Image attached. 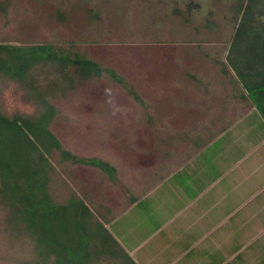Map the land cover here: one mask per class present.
Returning a JSON list of instances; mask_svg holds the SVG:
<instances>
[{
  "label": "rangeland",
  "instance_id": "1",
  "mask_svg": "<svg viewBox=\"0 0 264 264\" xmlns=\"http://www.w3.org/2000/svg\"><path fill=\"white\" fill-rule=\"evenodd\" d=\"M245 10L257 27L241 35L233 51L232 36ZM260 22L264 23V0H0V43L68 45L114 68L127 83L120 85L90 68L57 71L49 64L40 65L32 75L40 86L37 90L0 75V109L9 115L29 116L47 110L43 119L67 153L113 165L121 186L126 182L133 195L139 194L144 185L138 180L151 177L152 155L196 147L197 125L188 121L187 113L200 105L209 106L219 86L224 106L235 93L247 95L236 72L242 67L243 57L238 55L242 48L244 80L252 85L257 72L258 81L263 79L259 75L264 73V58L256 51L262 47L260 33H264ZM253 23L247 19L245 26ZM185 72L203 78L202 85L185 86ZM232 85H237L236 91ZM247 101L237 99L234 109L240 104L242 111ZM207 115L216 113L212 109ZM217 126L208 123L203 134L214 132ZM52 162L67 181L65 186L59 180L50 184L55 199L63 203L73 192L83 197L97 219L94 222L118 243L107 242L97 264H133L128 254L138 257L135 245L142 239H135L140 234L136 226L140 229L146 222L153 224V230L141 247L143 252L151 253L163 237L168 240L172 225L159 228L161 223L155 219L159 213L152 211L151 203L150 212L146 200L122 216L125 193L99 166L73 163L62 155L52 156ZM177 181V177L170 179L172 184ZM166 186L164 181L161 187ZM145 194L151 197L153 193ZM174 196L175 200L167 198L166 213L182 204L179 194ZM10 213L0 199V264L30 263L37 247L28 233L18 230L21 224L15 233ZM60 215L61 222L74 224L75 218L66 214L64 206ZM131 216L144 217L139 221ZM94 231L101 241V229L92 227L90 234ZM122 242L127 247L124 253ZM197 252L187 255L195 258ZM168 253V249L163 252Z\"/></svg>",
  "mask_w": 264,
  "mask_h": 264
},
{
  "label": "crops",
  "instance_id": "2",
  "mask_svg": "<svg viewBox=\"0 0 264 264\" xmlns=\"http://www.w3.org/2000/svg\"><path fill=\"white\" fill-rule=\"evenodd\" d=\"M221 91L219 86L209 106L187 113L188 121L199 125L196 147L152 155L151 177L138 180L144 187L152 185L139 189L134 201L122 196V216L146 200L150 212L152 204V211L159 213V228L172 225L168 240L156 241L151 253L141 247L151 239L153 224L136 226L140 234L135 239L142 237L134 250L139 255L133 259L128 254L135 264H264V117L254 105L234 109L237 98L230 97L224 106ZM212 109L216 115H207ZM205 123L218 125L209 140L200 126ZM172 177L177 184L170 182ZM164 181L167 186L162 188ZM122 187L133 196L126 182ZM150 192L152 198L146 197ZM176 194L182 204L166 213L167 198L175 200ZM123 249L127 251L122 242ZM166 249L171 253L163 254ZM193 250H198L195 258L187 255Z\"/></svg>",
  "mask_w": 264,
  "mask_h": 264
},
{
  "label": "trees",
  "instance_id": "3",
  "mask_svg": "<svg viewBox=\"0 0 264 264\" xmlns=\"http://www.w3.org/2000/svg\"><path fill=\"white\" fill-rule=\"evenodd\" d=\"M79 3L82 4L80 1ZM241 8L242 6H239V10ZM244 12L232 36L233 51L239 37L247 35L250 29L253 30L255 26L257 27L253 23L256 20L246 14L247 10ZM247 19L254 24L249 25L250 28L245 26ZM260 24L264 23L260 22ZM260 34L262 35V47H257L256 51L264 58V33ZM243 50L244 48L238 53L243 57L242 67H237L236 72L238 77L243 79L242 87L248 96L242 91L232 95V98L246 101L248 99L249 103L245 107L248 109L254 105L264 117V77L258 81V72L255 73L252 85L244 80L246 55ZM45 64H49L57 71L70 67L90 68L115 80L120 85H127L125 79L116 73L114 68L105 67L68 45L57 42L26 45L0 43V75L13 78L21 84L26 82L37 90L40 86L32 76L33 70ZM183 74L185 75H183L185 86L202 85L203 78L191 73ZM260 76H264V73ZM232 86L236 91L237 85ZM43 112H47V110L37 116L9 115L0 109V199L10 208L12 228H15V233L18 234L16 226L21 224L18 230L28 233L37 247L34 261L26 264H97L101 251L107 247L105 244L108 242L110 245H118V243L104 227L100 226L101 224L94 222L97 219L83 197H77L73 192L67 196L63 203L60 199H55V192L52 191L54 188L50 187V184L55 185L54 182L57 184L56 180H59V184L65 186L67 181L63 172L53 165L52 156L62 155L73 163L99 166L115 182L121 192L123 190L127 197H131L130 201H134L136 197L127 193L126 188L121 186L113 165L100 158H75L67 153L48 128V124L42 116ZM196 125L194 131L199 128V125ZM202 125V128H206L208 123ZM214 135L213 131L206 134V140L211 139ZM73 174L75 175V173ZM74 175L73 177H75ZM151 185L152 182H148L147 187L142 188V191ZM62 206L68 216L71 215L75 218L74 224L66 223L64 220L61 222ZM59 223L62 227H59ZM92 227L101 229L104 235L101 241L96 239L99 235L97 231L90 234ZM128 261L132 262L131 259Z\"/></svg>",
  "mask_w": 264,
  "mask_h": 264
},
{
  "label": "flooded vegetation",
  "instance_id": "4",
  "mask_svg": "<svg viewBox=\"0 0 264 264\" xmlns=\"http://www.w3.org/2000/svg\"><path fill=\"white\" fill-rule=\"evenodd\" d=\"M231 43H232V40H231Z\"/></svg>",
  "mask_w": 264,
  "mask_h": 264
}]
</instances>
